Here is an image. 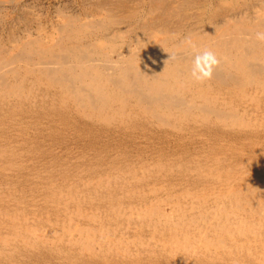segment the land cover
Wrapping results in <instances>:
<instances>
[{
	"label": "bare ground",
	"instance_id": "6f19581e",
	"mask_svg": "<svg viewBox=\"0 0 264 264\" xmlns=\"http://www.w3.org/2000/svg\"><path fill=\"white\" fill-rule=\"evenodd\" d=\"M71 1L0 0V264H264V0Z\"/></svg>",
	"mask_w": 264,
	"mask_h": 264
},
{
	"label": "clouds",
	"instance_id": "9594fccd",
	"mask_svg": "<svg viewBox=\"0 0 264 264\" xmlns=\"http://www.w3.org/2000/svg\"><path fill=\"white\" fill-rule=\"evenodd\" d=\"M255 39L260 43H264V30L256 31ZM188 44L192 50L196 52L191 71L193 80L197 83H204L210 80L214 69L218 67L221 62L220 58L210 49L206 48L203 51H199L198 46L191 40H188Z\"/></svg>",
	"mask_w": 264,
	"mask_h": 264
},
{
	"label": "rangeland",
	"instance_id": "374dc122",
	"mask_svg": "<svg viewBox=\"0 0 264 264\" xmlns=\"http://www.w3.org/2000/svg\"><path fill=\"white\" fill-rule=\"evenodd\" d=\"M252 2H253V0H252ZM67 3L68 4L70 3V4L68 5ZM24 5H25V9L27 11H31L30 18L33 19V21L31 22L32 23L31 24L32 26H30L31 32H33V30L36 28V24L38 22V21H35V18H37L38 20H40V22L42 21L41 22V25H43L45 27L47 25L46 22L48 20L55 19V16H56V9L55 8H58V7L63 6V5H68L70 11L72 10V12H75V13L77 11H79V9H77V6L75 5V3H73V1H71V0L70 1L69 0H37V1L36 0H25ZM247 12H252V11L251 10L250 11L247 10ZM33 22H34V24H33ZM4 24H5V26L8 25L6 22H4L3 23V27H5Z\"/></svg>",
	"mask_w": 264,
	"mask_h": 264
}]
</instances>
